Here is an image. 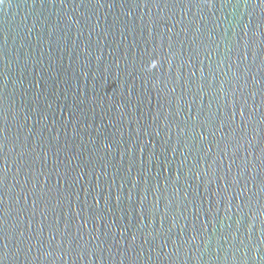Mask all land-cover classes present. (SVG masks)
I'll list each match as a JSON object with an SVG mask.
<instances>
[{
    "label": "water",
    "instance_id": "obj_1",
    "mask_svg": "<svg viewBox=\"0 0 264 264\" xmlns=\"http://www.w3.org/2000/svg\"><path fill=\"white\" fill-rule=\"evenodd\" d=\"M0 264H264V0H0Z\"/></svg>",
    "mask_w": 264,
    "mask_h": 264
}]
</instances>
